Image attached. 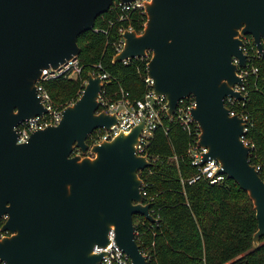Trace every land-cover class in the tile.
Here are the masks:
<instances>
[{
    "label": "water",
    "instance_id": "1",
    "mask_svg": "<svg viewBox=\"0 0 264 264\" xmlns=\"http://www.w3.org/2000/svg\"><path fill=\"white\" fill-rule=\"evenodd\" d=\"M131 2V0H121ZM114 0H0V239L5 264H98L113 231L132 264H148L135 239L133 217L157 219L141 194L140 172L152 165L136 145L145 119L127 133L92 145L97 129L117 123L98 111L103 82L88 73L81 95L61 111L57 125L17 143L18 125L47 113L37 95L44 69L78 57L80 34L95 27ZM142 32L125 30L114 62L149 54L146 73L155 96H165L172 117L192 97L203 162L216 159L252 201L257 219L253 246L264 237V180L243 141L246 121L230 114L227 96L243 86V36L264 55V0H150ZM237 60V63L234 62Z\"/></svg>",
    "mask_w": 264,
    "mask_h": 264
},
{
    "label": "trees",
    "instance_id": "2",
    "mask_svg": "<svg viewBox=\"0 0 264 264\" xmlns=\"http://www.w3.org/2000/svg\"><path fill=\"white\" fill-rule=\"evenodd\" d=\"M116 15L108 11L96 20L95 27L107 28ZM145 13L134 12L129 21H115L107 34L86 31L77 38L82 66L75 78L60 77L43 83L51 103L64 108L74 102L85 87L88 73L106 72L109 79L105 95L117 99L121 89L131 100L143 99L148 59L137 58L114 62L113 43L119 39L121 26L142 32ZM250 67L257 68L245 80L244 106L231 108L248 114L251 126L245 141L253 146L250 162L259 167L264 180V55H257L249 45ZM100 64L101 68L97 69ZM91 137L87 143L91 144ZM193 137L184 131L175 117H164L145 147L152 165L140 172L147 192L145 203L157 219L151 223L140 215L133 217L136 239L148 264H264V237L253 246L257 219L248 194L230 178L218 184L198 180L188 181L196 169L191 164L188 148Z\"/></svg>",
    "mask_w": 264,
    "mask_h": 264
},
{
    "label": "built area",
    "instance_id": "3",
    "mask_svg": "<svg viewBox=\"0 0 264 264\" xmlns=\"http://www.w3.org/2000/svg\"><path fill=\"white\" fill-rule=\"evenodd\" d=\"M150 0H131V2H123L121 0H114L112 6L108 11L113 12L116 17L115 20L110 19L107 22V28H98L94 27L92 30L94 32H101L107 34L111 26L114 25L115 21L125 22L129 21L134 12L145 13L144 6ZM103 16V15H101ZM125 30H133L132 27L121 26L118 29L119 39L113 43V46L116 50V53L120 52L124 46V38L122 34ZM243 53L247 55L246 65L244 68L238 69V74L242 77L245 84V80L250 73H256L257 68L250 67L251 56L249 55V45L254 44L252 37L243 36ZM255 46V44H254ZM257 55H260L256 49ZM149 54L144 59H149ZM142 58V59H143ZM131 60H124V64H128ZM234 62L237 63V60L234 59ZM97 69L101 68V65L98 64ZM82 70V66L79 63L78 57L72 58L63 64H60L56 69H44L42 72L41 78L37 81V95L42 97V102L47 108V113L42 116H36L33 119L25 120L21 122L17 127V143L26 142L30 134L36 130L43 129L49 125H57L61 119V111L64 108H57L51 103V99L48 93L43 88V83L49 80H55L60 77L65 78H75L77 77ZM95 76L99 75L103 82V88L99 96V111H105L106 113H114L117 116V123L113 125L109 130L104 128H99L95 130L89 137H91L92 145L100 144L103 141H108L113 139L115 136L119 135L121 132L127 133L131 128L140 123L145 119V127L141 132L139 142L136 145V151L139 155H146L150 161L149 156L145 153V147L148 145L149 140L153 136L154 130L161 125L162 119L164 117H170L167 114V101L165 96H155L152 88L153 81L146 76L145 83L147 92L143 99L131 100L128 96V93L124 92L122 89L120 91V97L117 99H112L105 94L104 86L110 78L106 72L93 73ZM86 84V82H85ZM235 91H240L242 95L246 96L245 86L235 85ZM83 91V90H82ZM82 93V92H81ZM81 95V94H80ZM79 95V96H80ZM71 102L70 104H72ZM68 104V105H70ZM224 104L227 108L230 109V114H237L241 116L246 121V127L244 128L245 134L248 131L249 127L252 125L249 120L248 114H245L241 109L239 113H236L235 110H231L236 106L242 108L244 106V100H236L232 96H227L224 99ZM194 106V99L192 97L180 100L178 102L177 108L174 112V115L178 124L181 128L186 131L189 135L193 137V142L188 148V155L191 159V164L195 167V175L189 179L188 183L192 184L198 180H206L210 184L221 183L225 177L224 174H218L220 165L216 159H208L203 162V155L206 152V149L199 145V136L200 129L198 124L193 120L191 116V110ZM245 136V135H244ZM244 136H242L243 141L249 146V160L251 151L253 149L252 145H249ZM258 170L259 167H256ZM141 194L145 200L147 192L144 190V183L141 188ZM7 219V216L4 215L0 219V239L8 235L7 231H2L1 226ZM138 237V232L135 230V239ZM110 242L105 247H95V252L105 254L102 256L98 264H132L130 258L118 247L114 240L113 231H109ZM137 242V241H136ZM146 260L147 256L145 255ZM0 264H5L0 261Z\"/></svg>",
    "mask_w": 264,
    "mask_h": 264
},
{
    "label": "bare ground",
    "instance_id": "4",
    "mask_svg": "<svg viewBox=\"0 0 264 264\" xmlns=\"http://www.w3.org/2000/svg\"><path fill=\"white\" fill-rule=\"evenodd\" d=\"M136 228V227H135Z\"/></svg>",
    "mask_w": 264,
    "mask_h": 264
}]
</instances>
